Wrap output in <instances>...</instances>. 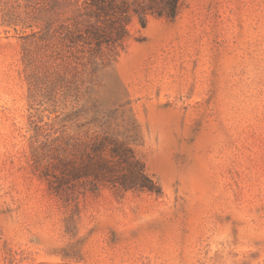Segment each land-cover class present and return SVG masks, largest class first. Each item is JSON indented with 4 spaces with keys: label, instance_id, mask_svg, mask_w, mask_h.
Returning <instances> with one entry per match:
<instances>
[{
    "label": "rangeland",
    "instance_id": "rangeland-1",
    "mask_svg": "<svg viewBox=\"0 0 264 264\" xmlns=\"http://www.w3.org/2000/svg\"><path fill=\"white\" fill-rule=\"evenodd\" d=\"M173 1L0 0V264H264V0Z\"/></svg>",
    "mask_w": 264,
    "mask_h": 264
},
{
    "label": "trees",
    "instance_id": "trees-1",
    "mask_svg": "<svg viewBox=\"0 0 264 264\" xmlns=\"http://www.w3.org/2000/svg\"><path fill=\"white\" fill-rule=\"evenodd\" d=\"M176 9H177V0H174L172 3H171V8L170 10H164V9H161L159 11V13L161 14H164L166 12V14H168L169 16H174L176 14ZM124 150H128L130 151L129 148H124ZM113 151L115 153H117V155H121L122 158H124V161L126 162H129L130 161V156H125V152H120V150H118V148H115L113 149ZM131 152V151H130ZM136 162H138L136 160ZM109 167L107 164L105 166H101L99 169L100 171L104 172L105 169H108L109 170ZM130 170V173H131V177L129 179H124L122 180L120 183L121 185L128 189V188H131V187H140V188H143V189H148V190H151V191H157L159 192V188L157 186V184L149 177V175L145 172V169L141 166L139 168H132L130 166V162H129V168ZM96 170H98L96 168ZM107 170V171H108ZM112 183H115V180H110Z\"/></svg>",
    "mask_w": 264,
    "mask_h": 264
}]
</instances>
